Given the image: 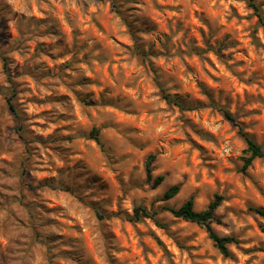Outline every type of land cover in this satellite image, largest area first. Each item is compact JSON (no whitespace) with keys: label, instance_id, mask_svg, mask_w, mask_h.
Returning <instances> with one entry per match:
<instances>
[{"label":"rangeland","instance_id":"1","mask_svg":"<svg viewBox=\"0 0 264 264\" xmlns=\"http://www.w3.org/2000/svg\"><path fill=\"white\" fill-rule=\"evenodd\" d=\"M241 130L264 148L249 0H0V264H264V159L239 173ZM215 195L231 258L164 210Z\"/></svg>","mask_w":264,"mask_h":264},{"label":"trees","instance_id":"2","mask_svg":"<svg viewBox=\"0 0 264 264\" xmlns=\"http://www.w3.org/2000/svg\"><path fill=\"white\" fill-rule=\"evenodd\" d=\"M112 1L114 5V0ZM250 7L254 10L256 16L259 18V21L262 25H264V19L261 13L260 5L257 4V0H249ZM4 67L7 66V61L4 59ZM169 99V97H167ZM9 101V106L12 112H16V107ZM222 114L226 120L231 122L233 125L237 126L236 118L229 113V111L222 110ZM241 135L245 140L246 149L244 151V156L242 158L243 164L239 169V173L243 176L248 174L249 169L252 167L253 163L256 160L264 159V148L258 145L251 137L247 134H244L241 130ZM92 138L102 146V142L100 139V132L98 130H93ZM156 160V156L151 155L147 158L145 163V170L147 175L148 183H152L154 188L159 187L165 180L164 176H153V164ZM181 191V187L179 185H175L170 187L164 194L163 200L169 201L176 197ZM225 200V197L222 195H215L214 200L209 204L207 209L204 211H196L195 210V198L190 197L180 208H173L169 206H165L164 210L172 214L175 218L182 219L186 222L195 223L202 227L208 237L213 242L215 248L225 257L231 258L232 254L229 250V246L231 245H238L239 240L235 237H227V236H220L213 228V224H220L221 219L217 216V210ZM252 211L256 214L264 217V209L260 208H252ZM153 219L159 227H164L157 218L156 213H151L145 207L139 206L136 207L134 210V216L131 218V221L139 222L142 219Z\"/></svg>","mask_w":264,"mask_h":264}]
</instances>
